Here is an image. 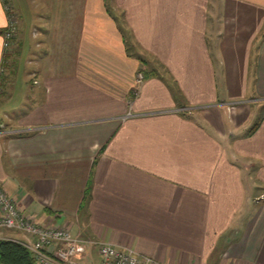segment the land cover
Listing matches in <instances>:
<instances>
[{"label": "crops", "instance_id": "0c3cea01", "mask_svg": "<svg viewBox=\"0 0 264 264\" xmlns=\"http://www.w3.org/2000/svg\"><path fill=\"white\" fill-rule=\"evenodd\" d=\"M10 2L0 184L20 211L164 264H264V0Z\"/></svg>", "mask_w": 264, "mask_h": 264}, {"label": "built area", "instance_id": "2783aa9c", "mask_svg": "<svg viewBox=\"0 0 264 264\" xmlns=\"http://www.w3.org/2000/svg\"><path fill=\"white\" fill-rule=\"evenodd\" d=\"M1 1L6 13V28L2 33L3 49L10 51L17 32L18 17L10 0ZM1 71L3 68L0 67ZM135 81L137 85L142 83V72L136 74ZM0 229H13L32 236V241L22 243L32 253L36 264H75L88 244L97 248L101 264H164L152 257L110 242L74 236L66 225L37 223L30 215L20 211L14 198L1 184Z\"/></svg>", "mask_w": 264, "mask_h": 264}, {"label": "trees", "instance_id": "16d2710c", "mask_svg": "<svg viewBox=\"0 0 264 264\" xmlns=\"http://www.w3.org/2000/svg\"><path fill=\"white\" fill-rule=\"evenodd\" d=\"M6 28V27H5ZM0 31L2 34L5 30ZM14 53V48L10 51L3 49L2 60L0 67L3 71L0 72V94L5 91L7 83L6 66L8 58ZM142 72V71H138ZM143 74V72H142ZM256 126L252 128V130ZM251 130V131H252ZM0 264H36L32 253L23 245L22 242L9 238H0Z\"/></svg>", "mask_w": 264, "mask_h": 264}, {"label": "rangeland", "instance_id": "374dc122", "mask_svg": "<svg viewBox=\"0 0 264 264\" xmlns=\"http://www.w3.org/2000/svg\"><path fill=\"white\" fill-rule=\"evenodd\" d=\"M17 29H18V26H17ZM22 32L25 33V29L22 28ZM16 36H17V32H16ZM15 36V38H16ZM25 38V41L26 43L31 46L32 44H34V38L31 34V27L29 26L28 28L26 27V34L22 36V38ZM14 38V40H15ZM131 41H129V39L126 37V44L128 46V49H129V43ZM14 48V41H13V45H12V49ZM25 58V57H24ZM24 58H22V64L19 65V67H16V70L14 71V75H12L13 77V81L15 83V87H16V92L19 93V91H21L23 85H24V80H25V74H26V71H27V63L25 64L26 62V59L24 60ZM4 93H1L0 94V97L3 95Z\"/></svg>", "mask_w": 264, "mask_h": 264}]
</instances>
